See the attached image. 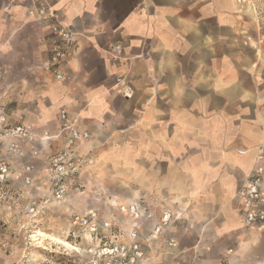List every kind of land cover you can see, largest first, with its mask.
<instances>
[{
  "label": "crops",
  "instance_id": "1",
  "mask_svg": "<svg viewBox=\"0 0 264 264\" xmlns=\"http://www.w3.org/2000/svg\"><path fill=\"white\" fill-rule=\"evenodd\" d=\"M37 1L73 39L65 45L48 18L30 21L31 0H0V36L10 33L9 49L26 55L32 76L13 74L10 97L24 100V113L37 114L51 135L35 158L30 151L13 160L12 172L16 164L32 173L37 159L48 183L65 109L93 138L75 150L93 148L97 168L120 165L141 185L145 201L130 203L140 214L131 223L146 229L163 211L180 215L165 232L176 249L158 246L155 254L171 251L186 264H264V228L243 226L238 196L264 165V153L256 159L264 146V0ZM115 43L117 60L107 52ZM55 49L63 56L52 63ZM117 76L132 97L113 100Z\"/></svg>",
  "mask_w": 264,
  "mask_h": 264
},
{
  "label": "rangeland",
  "instance_id": "2",
  "mask_svg": "<svg viewBox=\"0 0 264 264\" xmlns=\"http://www.w3.org/2000/svg\"><path fill=\"white\" fill-rule=\"evenodd\" d=\"M9 41L10 33L0 36V114L5 115L13 124L31 125L36 134L41 136L47 130L39 129V116L24 113L25 101H16L10 97V92L15 87V84L10 83L13 74H18L23 79L26 75L29 78L32 76L25 72V66L22 65L26 55L12 52ZM57 74L55 79L61 81ZM117 77H122L129 85L125 76ZM25 81L23 84H26ZM34 81L37 83V79ZM114 85L111 90L113 100L125 98L117 91L116 83ZM131 90L134 94L132 88ZM28 119H35L37 125L27 122ZM92 139L91 136L90 141ZM46 141L47 139L40 138L22 143L23 155L31 151V156L35 158L37 149ZM86 154L88 164L83 167L80 184L72 188L64 199L50 196L49 185L43 171L38 168L40 163L37 159H34L35 168L32 173L24 172V167H16L15 164L12 172L14 175L8 186L0 190V264H89L92 258L87 250L90 246H95L97 240L75 225L71 217L73 214H86L90 210L96 211L100 218L111 224V240L128 242L127 236L133 224L130 221L138 219L140 214L135 219L133 214L122 212L118 207L145 201L141 185L134 178H129V172L120 165H115L113 170L97 168L93 148ZM23 161L19 159V162ZM27 176L31 178L29 181L26 180ZM30 206L35 208L34 214L29 211ZM175 216H178L176 220L180 218V215ZM40 231L67 241L72 247L43 238L38 233ZM149 244V248L143 245L146 257L144 264H158L163 256L154 251L158 246L165 248V240L159 238ZM102 263L104 264V260Z\"/></svg>",
  "mask_w": 264,
  "mask_h": 264
},
{
  "label": "built area",
  "instance_id": "3",
  "mask_svg": "<svg viewBox=\"0 0 264 264\" xmlns=\"http://www.w3.org/2000/svg\"><path fill=\"white\" fill-rule=\"evenodd\" d=\"M244 1V0H239ZM27 16L35 21L46 18L50 20L51 32L56 35L65 45H70L73 39L71 30L64 26L54 12H48L46 5L37 0H31L27 9ZM108 54L115 60L122 58V45L115 43L107 50ZM63 56L62 49H55L51 56V62L58 61ZM62 79L60 73L57 74ZM117 91L125 98L133 94L130 86L122 77H116ZM60 134L63 136L62 147L54 152L45 166V174L49 184L50 196L55 199H64L69 190L76 187V178L84 166L88 164V155L80 154L75 150L77 144L84 143L90 139L87 131L79 129L76 121L73 120L67 110L61 109L58 114ZM48 131L38 136L33 127L29 124H13L3 114H0V190L8 186L12 174V161L23 156L21 144L37 139H49ZM245 151L239 150L243 154ZM264 146L257 148V161L263 159ZM31 171L30 165L24 166V172ZM30 176L26 177L29 181ZM241 200V218L246 228H264V165H257L244 179L238 192ZM119 210L129 212L135 218L139 216L136 204L119 205ZM30 213H35V208L30 206ZM173 212L163 211L159 221L152 227H145L141 223H133L128 233V242L120 243L111 240V224L100 218L96 211L90 210L86 214H73L72 222L84 229L86 233L97 240L95 246H90L87 254L92 260L89 264H144L146 260L143 245L150 247V242H156L159 238L165 240V246L169 249H176L177 243L174 238L165 236L171 224L176 220ZM111 234V235H110ZM116 237V236H115ZM166 257L158 264H186L176 261L174 252L168 251L160 254Z\"/></svg>",
  "mask_w": 264,
  "mask_h": 264
},
{
  "label": "bare ground",
  "instance_id": "4",
  "mask_svg": "<svg viewBox=\"0 0 264 264\" xmlns=\"http://www.w3.org/2000/svg\"><path fill=\"white\" fill-rule=\"evenodd\" d=\"M245 153V152H244ZM39 233V235L41 236V237H43V238H49V239H53V240H55V241H57V242H59V243H61L62 245H64V246H69V247H72V245L69 243V242H67V241H65V240H62V239H60V238H56V237H53V236H51V235H48V234H46V233H43V232H38Z\"/></svg>",
  "mask_w": 264,
  "mask_h": 264
}]
</instances>
